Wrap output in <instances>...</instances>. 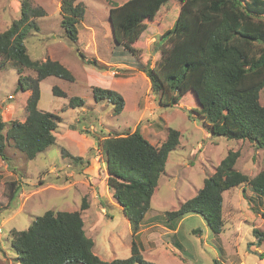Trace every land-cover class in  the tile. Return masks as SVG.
<instances>
[{
  "label": "rangeland",
  "instance_id": "rangeland-1",
  "mask_svg": "<svg viewBox=\"0 0 264 264\" xmlns=\"http://www.w3.org/2000/svg\"><path fill=\"white\" fill-rule=\"evenodd\" d=\"M83 1L86 12L78 23L77 42L67 36L61 24V0L31 1L44 7L47 14L37 18L39 30L32 29L25 39L28 53L33 59L61 61L73 72L75 80L50 75L40 82L38 108L62 116L55 131L56 143L28 159L8 140L10 159L0 155V264H18L11 245L13 229L28 228L47 210L81 209L84 199L91 205L82 216L87 234L94 239V252L104 260L130 256V222L107 185L103 143L114 134L139 128L151 143L159 146L170 127L180 131V143L169 153L153 196V208L145 216L159 222H163L166 211L178 208L198 192L230 150L240 151L235 167L248 176L264 169V148L249 140L213 134L207 122L192 110L196 101L191 93L172 107L161 105L142 71V63L154 65L161 57L158 41L177 19L179 2H169L153 20H147L148 27L135 43L139 49L137 58L117 44L109 17L112 6L127 0ZM21 5L22 0H0V31L21 17ZM93 59L97 65L89 63ZM20 75L36 77V71L23 68L20 74L12 62L0 69V121L6 122L5 135L11 121H24L28 114L31 90L22 89ZM54 85L67 95L54 94ZM95 85L122 94L125 106L120 114H115L112 103L96 101L92 91ZM73 96L83 98L85 105L65 107ZM260 101L264 104V88ZM68 153L84 160L76 162ZM130 174L138 176L136 172ZM102 205L106 211L101 210ZM263 211L264 197L248 184L238 185L224 192L226 225L222 232L213 231L202 215L191 213L181 221L175 236L180 244L175 246L162 226L152 229L149 235L146 225H141V239L145 242L142 253L157 264H255L264 259V234L260 238L254 232V226L264 231V223L260 222ZM94 213L97 224L91 222ZM150 237H154L158 248H150L154 245Z\"/></svg>",
  "mask_w": 264,
  "mask_h": 264
},
{
  "label": "trees",
  "instance_id": "trees-1",
  "mask_svg": "<svg viewBox=\"0 0 264 264\" xmlns=\"http://www.w3.org/2000/svg\"><path fill=\"white\" fill-rule=\"evenodd\" d=\"M31 1L22 0L21 17L0 31V69L12 62L20 74L23 68L36 71V77L19 76L22 89L31 90L25 120L11 121L6 135V122L0 121V155L5 160L10 159L8 140L28 159L56 143L55 131L62 116L38 108L40 82L50 75L75 80L73 72L61 61L33 59L28 53L25 39L32 29L39 30L37 18L47 14L44 7ZM171 1L180 3V11L173 25L160 36L161 57L154 65L148 62L141 67L160 104L172 107L191 93L196 101L192 110L207 122L213 134L249 140L264 148V104L260 101L264 88V0H127L109 11L117 44L139 58L135 43L148 27L147 20H153ZM85 12L83 0H61V24L73 41H78V23ZM89 63L98 64L96 59ZM92 91L96 101L112 103L115 114L123 111L125 99L116 90L95 85ZM53 92L67 95L57 85ZM83 105V98L73 96L65 107ZM180 134L170 127L159 146L151 143L139 128L104 140L107 185L132 230L129 257L104 260L94 252V239L84 228L82 212L89 207L84 199L81 209L47 210L28 228L13 229L11 245L18 264H157L145 259L139 231L169 153L180 143ZM63 154L66 155L65 148ZM67 155L76 162L84 160L80 155ZM239 156L240 151L230 150L194 196L166 211L163 219L168 227L174 228L185 216L196 213L207 220L213 231L222 232L226 225L225 191L248 184L264 197V169L248 176L235 167ZM254 230L258 235L264 234L258 228Z\"/></svg>",
  "mask_w": 264,
  "mask_h": 264
},
{
  "label": "crops",
  "instance_id": "crops-1",
  "mask_svg": "<svg viewBox=\"0 0 264 264\" xmlns=\"http://www.w3.org/2000/svg\"><path fill=\"white\" fill-rule=\"evenodd\" d=\"M110 189V188H109ZM113 192V191H112ZM113 194V193H112ZM154 196V195H153ZM113 198H114V196H112ZM115 199V198H114ZM152 200H153V197H152ZM103 207L101 208V210H103V211H106L105 209V206L104 205H102ZM90 208H91V205H90V207L89 208H87L86 209V211L85 212H88V210H90ZM153 207H151L150 208V211H151V209H152ZM147 214V213H146ZM96 213H94L93 215H92V219H91V222H92V224H97V223H95L96 221H97V218H95L96 216ZM146 216V215H145ZM153 218L154 217H145L144 218V222L142 223V226L144 227V225H146V228H148L147 230H149V235L152 233V229H154V228H159L160 226H162L165 230H166V232L167 233H169L170 235H171V238H172V240H173V245H175V246H178V244H180V241L179 240H177L176 238H175V236H177L178 234H179V227H180V224H181V221L185 218H183V219H181L180 221H179V223L178 224H176L175 226H174V228H170V227H168V224H166V222H164V220H162L163 222H159V220H153ZM261 219H260V222H262V223H264V217H260ZM85 222V221H84ZM254 224H256V222H253ZM85 226V228H86V225H84ZM152 227V228H151ZM131 228V227H130ZM255 228H257V227H255L254 226V229ZM258 229H260V228H258ZM262 229H264V228H262ZM261 229V230H262ZM141 231H142V227H141V229H140V239L142 238V235H141ZM254 232H255V230H254ZM256 233V232H255ZM258 235V234H257ZM263 234H259L258 236H260V238H261V236H262ZM151 238V237H150ZM153 238V239H152ZM151 239H149L150 241H152L153 242V246H149L150 248H158L159 246H158V244H157V242H156V240L154 239V237H152ZM132 242V241H131ZM141 244H142V247H144V245H145V242L143 241V239H141ZM169 245H170V243H168ZM147 247V246H146ZM170 247V246H169ZM255 264H264V259H261V260H258L257 262H255Z\"/></svg>",
  "mask_w": 264,
  "mask_h": 264
},
{
  "label": "water",
  "instance_id": "water-1",
  "mask_svg": "<svg viewBox=\"0 0 264 264\" xmlns=\"http://www.w3.org/2000/svg\"><path fill=\"white\" fill-rule=\"evenodd\" d=\"M110 21H111V26H112L113 36H114V26H113V23H112L111 19H110Z\"/></svg>",
  "mask_w": 264,
  "mask_h": 264
}]
</instances>
